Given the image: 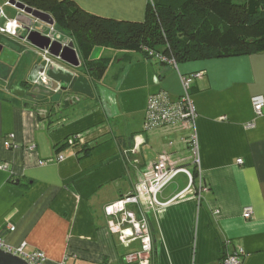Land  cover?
<instances>
[{
	"label": "crops",
	"instance_id": "obj_1",
	"mask_svg": "<svg viewBox=\"0 0 264 264\" xmlns=\"http://www.w3.org/2000/svg\"><path fill=\"white\" fill-rule=\"evenodd\" d=\"M75 1L96 15L141 22L150 0ZM169 1L179 6L183 0ZM15 8L4 10L25 28L17 37L0 33L1 53L2 38L11 46L0 62V237L12 246L26 242L27 250L44 251L46 264L65 258L66 264H127L126 255L141 244H124L109 230L106 206L136 193L165 152L173 165L197 174L192 180L179 172L156 195L157 205L144 203L152 264H221L225 253L238 249L245 252L243 264H264V111L256 115L252 105L254 95L264 97V50L176 68L140 51L99 46L90 58L106 59L108 71L94 81L77 48V68L66 63L70 72H48L53 88L60 85L51 90L31 83L43 63L38 48L23 40L27 26L41 21L17 8L21 14L14 13ZM41 25L39 32L48 34L49 27ZM21 64L26 77L16 85L31 84L23 98L10 90ZM182 73L194 77L195 121L146 130L149 98L159 91L181 97ZM200 182L208 188L201 196ZM248 206L251 218L243 217ZM127 208L141 219L138 206Z\"/></svg>",
	"mask_w": 264,
	"mask_h": 264
},
{
	"label": "trees",
	"instance_id": "obj_2",
	"mask_svg": "<svg viewBox=\"0 0 264 264\" xmlns=\"http://www.w3.org/2000/svg\"><path fill=\"white\" fill-rule=\"evenodd\" d=\"M17 1L52 17L57 30L73 40L85 74L94 81L108 71L106 59L90 58L99 46L140 51L163 64L168 63L156 55L173 57L181 64L264 50V0H183L179 6L169 0H150L141 22L96 15L75 0ZM23 84L29 91L31 84ZM83 150L88 154L87 147Z\"/></svg>",
	"mask_w": 264,
	"mask_h": 264
},
{
	"label": "built area",
	"instance_id": "obj_3",
	"mask_svg": "<svg viewBox=\"0 0 264 264\" xmlns=\"http://www.w3.org/2000/svg\"><path fill=\"white\" fill-rule=\"evenodd\" d=\"M6 5H10L8 0L0 6V15L5 20L3 24L0 23V33L17 37L19 35L18 30L20 28H25V26L20 19L9 18L6 15L4 10ZM41 24L44 23H39V25L43 27ZM45 25L49 27L50 32H48V34L51 35V33H53V40L61 41L63 46L68 45L69 42H73L71 37L59 32L56 26ZM29 31L30 30H28L26 36L23 38L25 42H28L27 35ZM37 53L42 60L43 67L37 72L31 80V83L38 87H49L51 90L60 88L59 84H57L56 89L53 88V83L48 72L50 70L70 72L66 67V62L61 61L59 57L54 56L49 50L38 48ZM156 56L157 59L165 61L169 65L171 64L178 68V63L175 58H168L162 54ZM180 79L184 90L181 97L174 99L166 91H159V93L154 94L149 98L145 112L146 118L144 127L146 130L157 129L162 126H172L184 122L193 123V121H195L197 113L190 93V88L194 83V77L193 75L188 76L182 73ZM252 105L256 115H262L264 111V97L262 95H254L252 98ZM253 126V123L248 125V127ZM9 137L10 138L5 141L7 147L12 145L10 139L13 138L14 135L11 134ZM190 142L194 157L193 160H195L194 163L198 169V166H200V160L198 156V138L196 135L192 136ZM33 148H35V146H33ZM57 159L59 162H62L65 157L59 155ZM238 162L242 163L243 161L242 159H239ZM179 172H187L191 179H194L193 172L189 171L187 168L185 169L184 167L176 166L175 164L173 165L170 154L164 152L151 164L148 175L141 179L136 193L125 195L117 200V202L106 206L105 211L108 216L112 217L108 220L109 230L112 233L119 235L120 241L124 244H129L136 240L141 244L140 250L132 251L126 255L127 264H152L153 236L150 232L149 222L146 217L147 210L144 208V203L150 206L154 204L157 205L158 201L156 195L159 194ZM203 191H208V188L201 183L198 188V195L201 196ZM129 205L138 206L142 214L141 219H138L135 211L128 210L127 207ZM252 214L253 208L248 206L244 209L243 217L251 218ZM10 229L14 230L15 227L12 226ZM0 248L23 258L31 264H46L48 260L47 254L42 250H27L26 242H23L19 246H12L8 244L3 237H0ZM244 253L243 249H238L236 252L232 253H225L221 260V264H243L242 260ZM61 264H66V258Z\"/></svg>",
	"mask_w": 264,
	"mask_h": 264
},
{
	"label": "water",
	"instance_id": "obj_4",
	"mask_svg": "<svg viewBox=\"0 0 264 264\" xmlns=\"http://www.w3.org/2000/svg\"><path fill=\"white\" fill-rule=\"evenodd\" d=\"M9 3L19 9L21 12L29 14L30 16L40 20L44 24L54 25V20L47 13L34 10L33 8L28 7L25 4L18 2L17 0H9ZM27 30H30L27 35L28 42L36 48L49 50L54 56L59 57L61 61H65L67 64H70L73 67L79 66L81 64V60L79 59L77 48H75L74 42H69L68 45L63 46L61 41L53 40V33H51V35L47 34V32L41 33L39 32L38 27L36 28L34 25H28ZM2 49L3 45L0 43V53ZM10 90L12 94L20 98H23L27 93V90L20 85H12ZM13 183L18 185L20 183V180H14ZM0 264L31 263H28L23 258L0 248Z\"/></svg>",
	"mask_w": 264,
	"mask_h": 264
},
{
	"label": "rangeland",
	"instance_id": "obj_5",
	"mask_svg": "<svg viewBox=\"0 0 264 264\" xmlns=\"http://www.w3.org/2000/svg\"><path fill=\"white\" fill-rule=\"evenodd\" d=\"M240 1V0H236ZM1 3V2H0ZM12 7H8L7 11L9 13V11L11 10ZM14 13L17 14H21L20 11H18L16 8L13 10ZM10 15V14H9ZM33 20V19H32ZM39 24L38 21L34 22V26L37 27V25ZM1 42L5 45L4 51L0 54V62L4 61L7 58L9 49L11 48L9 41H6L5 39L2 38ZM10 46V48H9ZM31 46V45H30ZM33 47V46H32ZM28 48V47H27ZM15 68V67H14ZM77 68V67H76ZM74 68V69H76ZM24 71H25V67L21 64L19 65V67L16 70L15 76L12 78V82L16 85V84H22V82L20 80L24 79L26 76H24ZM1 79V78H0ZM0 84L2 85V82H0ZM31 251V250H30Z\"/></svg>",
	"mask_w": 264,
	"mask_h": 264
}]
</instances>
